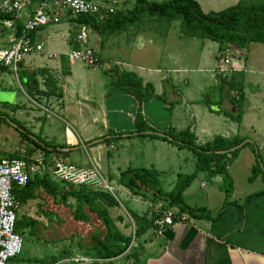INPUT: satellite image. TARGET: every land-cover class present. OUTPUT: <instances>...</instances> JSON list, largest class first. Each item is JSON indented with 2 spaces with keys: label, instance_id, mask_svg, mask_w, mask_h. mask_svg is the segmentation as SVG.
Segmentation results:
<instances>
[{
  "label": "crops",
  "instance_id": "0c3cea01",
  "mask_svg": "<svg viewBox=\"0 0 264 264\" xmlns=\"http://www.w3.org/2000/svg\"><path fill=\"white\" fill-rule=\"evenodd\" d=\"M233 1L238 3L240 0ZM62 22H68L77 27L75 19H65ZM40 30L33 33L32 38L35 44L43 46L42 52H34L28 56L20 65L17 75L9 69H4L0 79V87L2 88L0 90V102L8 104L10 108L12 107L13 112L19 111L21 120H25L29 124L27 126L35 129L36 136L58 146V150L62 152L61 157L79 167L90 168L88 166L91 164V168L96 166L101 170L97 162L100 158L96 161L92 152L97 150L96 144L102 143L104 137L111 138L112 136L107 137V135L112 132L115 134L114 137L120 134L124 135L121 140L112 142L107 146V157L113 162L111 150L119 146L127 145L129 147L132 141L139 139L143 141L135 142L137 148L135 150L139 157L144 159L143 162L146 167L155 168L162 173L173 171V163L177 164L182 160L179 153L184 152L183 149H179L166 141L140 137L136 134L131 136L130 133L135 130V117L138 110L136 101L121 90L109 94L107 80L100 77L98 72L104 68L110 70L114 66L122 72L134 73L143 80L144 84L151 83V80L160 77L155 81V83L158 82L156 90H158L159 96L164 91L163 82L169 79L166 77V73H170L171 69L166 70V68L175 66L173 69L178 68L179 70L174 71H182L179 75L188 71V66L182 62L183 59L176 56L177 46L188 47V45H180V43L186 44L182 39L184 36L170 31L166 38H163L165 42L164 52L168 55L166 61H163L164 65L161 63L159 55H154L156 66L146 67L143 56L151 50L148 45L155 44L152 38L146 39L144 36L146 33L139 32L127 41L125 39L117 40L116 37L105 42L104 45H102L100 36L93 34L91 35L94 36L92 44L94 48H99L101 67H88L85 64L87 67H82L77 66L75 62H70L69 55L71 52L81 47L74 43L70 32L54 33L51 31L50 37L54 44L48 53L44 54L43 43L37 42L35 37ZM199 42L200 45L195 43L199 52L193 58L197 62L203 61L208 68L206 70L208 76L205 77L208 81L206 87L197 90L196 87L186 88L188 84L186 87L184 86V90H189L181 96L182 101L176 105V108L173 106L174 110L170 117L159 118L158 111L154 112V106L159 101L153 100L144 103L142 106L144 120L160 133L170 128L177 132L190 130L197 137L199 144L212 141L217 136L226 139H231L234 136L248 137L246 141H252L255 144L264 160V89L261 88L260 84L247 82L251 76L257 75V73L264 76V49H262L264 44L251 43L245 47L228 49L226 52L229 54L231 51L239 49V51H245L247 54L249 51L250 54L254 48L250 49V45L261 46L257 55L262 56L259 62H263V64L260 67L255 65L251 68L250 65L248 66L249 62L246 56L240 63L245 68L243 73L246 102L242 121L239 124L226 114V111L230 109L235 111L227 95H224V99H221L219 104L210 105V107L208 106L209 103L206 104L200 100L203 98L202 96H206L207 92L212 90L211 87H219L218 78L220 76L214 73V70L217 67L216 63L219 62V59L224 58L226 53L223 56L219 51V46L217 47L218 50L214 51L215 47L208 46L202 40ZM256 70L261 72H256ZM139 72L145 73L146 77H143ZM47 75H51L56 80L55 84L58 89L57 94L51 97L38 94L32 89V79L35 77L39 90L45 92ZM13 76L18 80L19 86L27 98L36 103L43 112L36 111L26 102L22 103L23 101L16 93L4 91L13 87ZM172 79L177 81L179 77L174 76ZM247 86H250V89H247ZM182 90L179 91L176 84L169 85L168 94H171L172 98L177 101L179 99L178 94ZM7 95H11V97L13 95V103L6 101ZM183 106L186 108L185 110L182 108ZM56 129L59 134L53 136ZM6 136L2 135L1 140L3 141L0 140V145H3L4 141L7 142ZM32 146L34 147L31 144L30 148H33ZM88 146L92 148H88ZM247 149L250 163L248 165L251 167V172L253 166L256 165V156L252 150L250 148L243 149L238 159L229 168L233 180L235 166L245 158V154H247L245 150ZM10 150L5 151L4 154L0 147V154L4 155L0 158H7L12 155ZM82 150L88 155L89 163H86V159L82 157ZM42 153L40 152L39 155ZM33 155L39 156L36 153ZM97 155L100 157L101 151ZM101 164L103 165V160H101ZM111 166L105 165V174L101 172L104 177L111 180L110 183L116 182L122 196L131 199L133 202L132 212H136L140 216L147 214L149 217L153 210L161 208V205L154 207L143 198L133 196L129 190L121 186L117 180L122 170L119 165H116L113 172ZM114 175H117L116 181ZM249 177L247 178L248 186H250L248 189L246 187L239 188L233 181L234 189L227 205H223L224 197L220 204L214 208L205 206L211 214H215L213 221L196 220L187 214H183L184 221L175 222L173 226L166 227L160 232L158 229L149 231L141 239L144 243V252L139 264H264V181L259 176L251 183L248 180ZM212 179L218 184L223 183L220 176ZM254 185L260 187L253 190L251 186ZM193 187L194 183L185 191V197L192 193ZM219 189L223 192L222 184L219 185ZM211 197L212 195L206 193L207 204ZM108 210L112 215V209L109 208ZM176 212H178L177 209ZM127 215L131 217L129 211ZM116 218L114 219L116 226L125 224L123 215ZM131 219L133 221L132 217ZM133 225L135 227L134 221ZM123 235L129 237L126 234ZM135 244L134 242L133 245ZM87 253L89 252L87 251ZM88 255H90L91 260L101 261L95 259L94 254L89 253Z\"/></svg>",
  "mask_w": 264,
  "mask_h": 264
},
{
  "label": "trees",
  "instance_id": "16d2710c",
  "mask_svg": "<svg viewBox=\"0 0 264 264\" xmlns=\"http://www.w3.org/2000/svg\"><path fill=\"white\" fill-rule=\"evenodd\" d=\"M9 18L0 13V21ZM144 20L156 23L163 34L170 30L173 23L179 22L183 36L214 42L218 44L222 55L234 47H245L251 43L264 44V0H240L236 5L225 10L209 13L204 12L196 0H167L164 2L136 0L132 9L117 10L112 14H107L102 20L98 16L84 15L75 19V22L88 25L94 33L100 36L102 45H104L111 38H116L131 28L142 26L145 23ZM109 72L116 78L115 83L119 87L118 90L131 96L138 103L135 130L130 133L131 136L136 134L140 137L166 141L179 149L190 150L197 159L196 171L192 175L179 174L176 185L170 192L164 191L159 180L160 173L154 168H129L121 172L118 179L119 184L129 190L133 196L143 198L154 207L161 205L160 209L153 210V214L159 216L175 208L178 209L175 222H179V217L183 214L196 220L213 221L215 214H211L206 207L188 206L184 201V193L191 187L199 174H207L210 178L220 176L223 179L222 190L225 193L223 205H227L234 189L229 168L238 159L241 151L248 146L256 156V165L253 166L252 175L248 180L252 183L261 176L264 181L263 158L254 143H245L248 137L234 136L231 139H226L217 136L212 141L199 144L197 137L190 130L177 132L170 128L160 133L146 123L142 113L143 104L155 98L153 86L144 85L143 80L134 73H119L115 68H111ZM55 81L51 75H47L45 79L46 91L43 92L39 90L37 79L34 77L32 89L43 96H54L58 92ZM244 82L243 72H236L230 78L219 77L218 82L220 90L230 98L235 109V111L233 109L226 111V114L239 124L242 121L246 102ZM20 129L22 137L30 136L23 128ZM110 136L112 137H104L102 142L111 144L122 138V134L114 137L115 134L110 133ZM32 142L34 147L30 148L25 156L10 155L7 159H29L37 150L46 156L50 153L62 155L58 146L46 142L39 136H35ZM109 181L111 182V180ZM43 193L54 198L61 194V199L65 204L68 198H74L77 202L74 215L79 222L91 223L94 219L92 215H96L101 227L92 233L89 240L92 245H84L81 241L78 244L89 253L94 254L95 259L107 261V264H116L120 258L125 262L132 261L133 264H139L144 252V243L141 239L149 231L158 229L153 226L147 214L140 216L129 211L136 225L135 235L129 237L123 235L108 211V208L120 207V204L106 191H96L88 187L65 191L59 184L52 181L49 175L45 177L37 175L30 179L24 187L14 186L13 188V194L20 205L41 198ZM37 224L32 219L21 218L17 221L16 231L20 234L27 228H31L30 235H32ZM134 242L136 246L133 245Z\"/></svg>",
  "mask_w": 264,
  "mask_h": 264
},
{
  "label": "rangeland",
  "instance_id": "374dc122",
  "mask_svg": "<svg viewBox=\"0 0 264 264\" xmlns=\"http://www.w3.org/2000/svg\"><path fill=\"white\" fill-rule=\"evenodd\" d=\"M96 1L106 2L108 4H111L112 2L115 1L116 2L115 11L117 10L126 11L128 9H132L136 3V0H96ZM150 1L164 2L167 0H150ZM196 1L199 2L202 9L206 13L220 12L237 4V2L233 0H196ZM78 27H79L78 25L77 27H75V25L70 24L68 22H62L57 26L45 27L44 29L37 32L35 37L37 42L39 41L43 43L44 45L43 53L47 54L48 50H50L51 46L54 44V41L51 40L50 37L51 31H53L54 33L70 32L72 38H74L76 36ZM170 31L175 32V34H181L179 22L173 23V26L170 28V30L166 34H163V31L159 30V27L156 23L148 22V20H146L142 26L131 28L126 33H123L122 36L120 35L121 37L118 36L117 40L125 39L127 41L129 39H132L133 36L135 37L139 32L146 33L144 35L146 39L149 40V38H152V40L155 41V44L148 45V47L151 48V50L150 52H148L143 56V60L145 61L146 64L144 66L155 67L156 62L154 55L155 56L159 55L160 61L163 65H164L163 61H166V57H168V55L164 52L165 42L163 38H166L167 34ZM93 34L97 36V34L91 30V35ZM182 39L183 42L186 44L180 43V45L182 46L188 45V47L181 48L177 46L176 56H178L177 58L179 59H183L182 60L183 64L188 66L187 73L183 75L182 74L179 75V73H181L182 71H174V70H179L178 68L173 69L175 66L168 68L165 67L166 70L171 69V71L170 73L168 72L166 73V77L169 79L163 82L164 91L163 94L159 96L157 94L158 90H156V85L158 84V82L155 83V81L160 79V77L153 79L151 80V83H148L153 86L155 92V98L153 100L159 101L154 106L155 107L154 112L158 111L159 118L162 117L166 118L167 116L168 117L171 116V113H173L174 110L173 106H175L176 108V105L182 101L181 96H183V94L186 93L187 90H189V89L184 90V86L186 87V85L188 84L186 88L196 87L197 90H199L202 87L205 88L206 85L208 84V81L205 79V77L208 76V74L206 73V70L208 69L206 64H204L203 61L197 62L193 58L197 56L196 53L199 52V49L196 47L197 44L195 43L197 42L200 45L199 41H201V39L189 38L185 36ZM93 40H94V36H90L89 46L92 48H94L92 44ZM202 41H204L208 46L215 47L213 49L214 51L218 50L217 49L218 45L216 43L208 40H202ZM78 45L81 46L80 44ZM252 47L254 48L250 51V54L248 49H247L248 54L246 53V58H248V62H249L248 66L250 65L251 68L255 65H257V67H260V65L263 64V62H259L262 59V56L260 55L257 56V55L259 53L258 49L261 46L250 45L249 48L251 49ZM94 49L98 52L100 56L99 48L98 49L94 48ZM205 50L206 48L204 49V52ZM75 63L77 66L87 67L84 64H82L80 61H76ZM216 65H218V62L216 63ZM112 67L117 69L114 66ZM117 71L119 73H122V71H120L119 69H117ZM217 72H218V67H216V69L214 70V73ZM256 72H261V71L256 70ZM139 74L143 75V77H146L145 73L139 72ZM98 75L104 78L105 80H107V90L109 91V94H112L113 92H116L118 90L119 87L115 83L116 78L111 72H109V70H106L105 68L103 70H99ZM231 75L232 74H229L227 78H230ZM174 76H178L179 80L177 81L173 80L172 78ZM12 82H13V87H9L4 91H8L9 93L12 92L16 93L23 101L22 103L26 102L31 107H34L36 111L43 112L41 109L38 108L36 103L30 101L27 98L26 94L23 93V90L20 88L18 80L14 76ZM218 82H219V78H218ZM247 82H251L256 85L260 84L261 88L264 89L263 75H259L257 73V75L251 76L250 80ZM175 84L176 87L179 89V91L183 89L182 92L178 94L179 99L177 101L174 98H172L171 94L170 95L168 94L169 85H175ZM248 88L250 89V86L249 87L247 86V89ZM211 89H212L211 91L207 90L208 94L206 96H202L203 98H200L202 102L206 104L209 103L208 105L209 107L210 105L219 104L221 99H224L223 98L224 94L220 90V87H211ZM0 90H2L1 87ZM12 97L11 95H7L6 101H8L9 103H13ZM135 104L138 103L135 102ZM182 108L184 110L186 109L184 106ZM21 119L22 118L20 116L19 111L13 112L12 107L10 108L8 104L6 103L3 104L2 102H0V140L2 135H7L6 137L8 138L7 142L4 141V144L0 145L1 150L4 154L5 151L8 152L11 149L10 153H12V155L23 156L24 153L27 152L28 149H30L31 144L33 143L32 139H34V137L36 136L35 134L36 131L34 128L32 129L31 127L27 126L29 124L26 123L25 120H21ZM22 121H24L25 123H23ZM20 128H23L26 133L30 134V136L22 137ZM55 131L56 133H54L53 136H58L59 131L57 129ZM110 133L112 132H109L107 137L110 136ZM139 141L141 142L143 140L136 139L135 141L131 142L129 147L125 145L123 147L119 146L118 148L116 147V149L111 150L114 162L110 160V158H108L106 154V152L108 151L107 149V146L109 145L108 143L102 142L96 144L95 147L97 150L95 152L93 151L92 155L96 161L100 158V160H98L97 162L100 165L101 171L104 174L106 172L104 168L105 165H112L111 168L113 172L115 171L116 165H119L122 171H126L129 168L152 169L151 167H146V164L143 162L144 159H141L135 150L136 148L135 142H139ZM99 147L101 148L99 149ZM88 148H92V147L88 146ZM247 148L251 149L250 146H248ZM100 151H101V155L99 157L97 154H100ZM183 151L184 152H181V154L179 153V156L181 157L182 160L180 162H177V164L173 163L174 165L172 166L173 171H167L165 173H162L154 168L160 173L159 180L161 182L162 188L166 192L172 191L174 185H176L179 174L192 175L196 171L197 159L190 150L183 149ZM245 151L247 153L245 154V158L242 159L235 166V170H234L235 176L233 181H235V184L238 185L239 188L246 187V189H248L250 186H248L247 178L251 176L252 172L250 169L251 167H249L248 165L250 164L248 161L249 159L248 149ZM40 152L37 150L36 154L39 155ZM1 156L4 155L0 154V157ZM82 157L86 159V163H89L88 155L84 152V150H82ZM101 160H103V165L101 164ZM88 167L91 168V164ZM114 176H115L114 180L116 181L117 175ZM231 177L233 179V176ZM111 184H112L111 185L112 190H108V189H102V190L109 192L119 202L120 207L110 208L112 209V215L109 213L110 217L112 216V219L114 220L117 219L116 218L117 216L123 215V217H125V224H121L117 226V228L123 234H126L128 236L131 235L134 236L136 225L134 227L133 225L134 220L132 221L131 217L127 215V212L133 209L132 208L133 202L131 201V199H126L124 196H122L121 192L117 187L116 182L115 183L112 182ZM202 184H204V186H202ZM221 184L216 183L215 180L210 178V176H208L207 174H199L196 180L194 181V187L192 193H190L189 196L187 197H185L184 195V201L188 206L191 207L211 206L212 208H214L218 206L221 200L225 197V193L219 189V185ZM258 184L260 183L258 182ZM259 187H260L259 185L258 186L254 185L251 186V189L255 190ZM206 193L212 195L211 200L209 201L208 204L206 202ZM61 197H62L61 194L58 195L56 198H54L51 195L43 193L41 198L34 201H30L27 204L20 205L17 213L18 219L21 218H26L27 220L32 219L36 221L38 224L35 230L33 231L32 235H30L31 228H27L26 230L20 233V235L24 239L22 252L17 257L10 259L7 262V264H71V263L107 264V261L104 262L102 260L101 261H94L93 259L91 260L89 258L90 255H88L89 253H87V250L78 244V242L81 241L84 245L85 244L89 246L92 245V243L89 242L90 237L96 229H99L101 227V223L98 221L96 215L95 214L92 215L94 219H92L91 223H82L77 221L74 215L77 206L76 200L70 197L68 198V201L65 204L63 203ZM170 211L176 212V209L174 208ZM116 264H133V262L132 261L125 262L122 260V258H120L116 261Z\"/></svg>",
  "mask_w": 264,
  "mask_h": 264
},
{
  "label": "built area",
  "instance_id": "2783aa9c",
  "mask_svg": "<svg viewBox=\"0 0 264 264\" xmlns=\"http://www.w3.org/2000/svg\"><path fill=\"white\" fill-rule=\"evenodd\" d=\"M116 2L108 4L96 0H0V13L10 17L0 21V79L4 69L18 74L20 65L34 52H42L43 46L35 44L31 34L47 26H57L63 20L79 16H98L101 20L115 12ZM78 31L73 38L79 49L69 55L71 63L80 61L88 67H101L98 52L89 46L91 28L77 24ZM246 52L239 49L226 53L219 59L217 75L227 78L229 74L243 72L241 65ZM237 95V93H235ZM49 175L52 181L65 191L88 187L96 191L112 190L111 183L101 170L93 166L83 168L72 164L59 153L41 154L25 158H0V264L21 254L24 239L16 231L19 201L13 194L14 186L24 187L35 176ZM177 213L167 211L157 216L151 213L150 221L158 231L171 227ZM184 221L183 216L179 217Z\"/></svg>",
  "mask_w": 264,
  "mask_h": 264
},
{
  "label": "water",
  "instance_id": "95a60500",
  "mask_svg": "<svg viewBox=\"0 0 264 264\" xmlns=\"http://www.w3.org/2000/svg\"><path fill=\"white\" fill-rule=\"evenodd\" d=\"M160 135H161V136H165V135H163V134H160ZM96 142H97V141H96ZM246 142H247V141H246ZM246 142H245V143H246ZM245 143H244V144H245ZM242 146H243V145H242ZM240 147H241V146H240Z\"/></svg>",
  "mask_w": 264,
  "mask_h": 264
}]
</instances>
